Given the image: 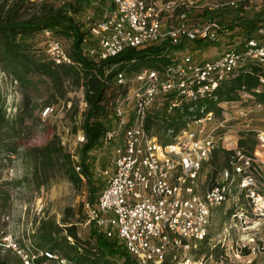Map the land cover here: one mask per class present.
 Wrapping results in <instances>:
<instances>
[{
    "label": "built area",
    "instance_id": "2783aa9c",
    "mask_svg": "<svg viewBox=\"0 0 264 264\" xmlns=\"http://www.w3.org/2000/svg\"><path fill=\"white\" fill-rule=\"evenodd\" d=\"M104 1L108 4L103 17L91 24L96 45L86 50L90 57L100 61L127 48L159 46L172 60L160 68L118 74V84L125 91L114 100V122L103 140L104 149L113 143L112 158L107 167H97L106 181L96 200L84 204L85 224L95 225L109 237L117 234L139 264H162L169 258L178 260L179 249H190L204 240L213 210L224 203L238 207L243 196L253 214L264 218V193L258 178L264 160L259 149L248 154L236 146L230 165L220 171L219 178L213 177L212 156L218 147L215 130L191 127L211 120L213 111L188 121L167 143L147 127L152 110L163 105L166 96L171 112L184 103L212 98L222 82L248 63L264 66V23L257 30L258 37L244 41L241 50L228 49L208 60L191 52V42H219L224 30L212 18L190 22L195 10L237 8L241 2L247 8L252 0ZM48 52L57 64L72 63L59 40L50 44ZM222 103L228 101L218 104L223 108ZM54 112V106L47 105L41 117ZM257 137L264 147V131H258ZM76 140L77 145L87 141L83 131L77 132ZM72 153L76 171L85 181L79 156ZM44 209L39 198L35 210L40 214ZM2 247L14 252L22 264H67L57 253L36 251L31 240L22 244L12 234L3 238ZM175 264H205V259L185 255Z\"/></svg>",
    "mask_w": 264,
    "mask_h": 264
},
{
    "label": "trees",
    "instance_id": "16d2710c",
    "mask_svg": "<svg viewBox=\"0 0 264 264\" xmlns=\"http://www.w3.org/2000/svg\"><path fill=\"white\" fill-rule=\"evenodd\" d=\"M247 3L249 6V2ZM107 4L108 1L104 0H66L60 5L46 0H0V64L7 74L18 82L24 96L22 104L26 108L37 107V100L43 93L42 87L47 84L53 89V96L64 95L67 81L84 88L88 107L83 112L77 132L83 131L87 141L79 144L75 152L79 156L85 181L89 185L90 201L96 200L105 185L97 178L96 172L97 167L104 168L107 164L96 153L102 155L113 146L112 143L104 149L103 140L106 131L114 122V100L125 91L124 85L118 84V74L122 71L136 72L145 67L160 68L172 60V56L161 53L162 48L159 46L127 48L117 56L100 61L90 57L86 50L96 45V39L91 33V24L103 17ZM244 9L245 2H241L237 8L195 10L190 22L208 18L217 20L223 26L222 33L229 36L226 41L227 50H240L244 41L258 37L257 30L264 23V7L252 8L249 12L243 11ZM46 31L57 36V40L61 42L62 38L70 41L67 51L72 63L57 64L31 41L34 36ZM203 42L213 41L196 40L191 44L203 45ZM215 45L218 46V43ZM193 47L192 45L191 51ZM262 75L264 66L248 63L243 71L222 82L212 98L184 103L182 108H174L171 112L168 111L170 98L166 96L164 104L152 110L147 127L153 130L162 142L167 143L188 121L201 118L210 111L221 113L222 107L218 104L236 100L242 92L253 95L260 103H264ZM215 96L217 99H213ZM203 106L204 112L201 111ZM6 113L5 103L0 99V153L4 151L5 155H10L18 152L20 144L15 140L10 144L6 141L20 136L26 117L19 112L10 121ZM169 130L173 132L169 134ZM248 132L241 134L237 147L252 154L256 142L251 141L254 133ZM223 153L225 156L222 158L220 150L216 149L212 156L213 165L221 167L220 171L230 165L235 151L226 149ZM24 156L35 163V171L45 173L54 165L56 159L75 185L83 182L76 171L73 153L65 151L57 136L42 146L25 150ZM213 177L215 178L214 175ZM38 232L39 234L31 239L35 250L55 252L61 259H65L67 264H139L117 234L109 237L95 225H91L88 238L79 234L78 221L63 222L61 225L44 220ZM209 235L208 233L201 242L208 243ZM219 247L221 244L214 245L209 253H214ZM0 264L22 262L18 257L0 254ZM162 264H170V261L166 260Z\"/></svg>",
    "mask_w": 264,
    "mask_h": 264
},
{
    "label": "rangeland",
    "instance_id": "374dc122",
    "mask_svg": "<svg viewBox=\"0 0 264 264\" xmlns=\"http://www.w3.org/2000/svg\"><path fill=\"white\" fill-rule=\"evenodd\" d=\"M46 1L60 5L66 0ZM262 7L264 2L252 0L243 11L249 12L252 8ZM228 39L229 36L223 34L220 42L192 44L194 47L191 52L199 59H213L227 50ZM55 40L57 36L46 31L34 36L31 41L50 57L48 48ZM62 43L65 50H68L70 41L62 38ZM42 88L43 93L37 100V107L26 108L22 104L24 96L18 82L0 64V99L5 103L7 117L11 121L19 112L26 117L20 136L6 141L9 144L14 140L18 142V152L10 155H5L4 151L0 153V254L12 258L17 256L8 248L2 247L3 238L12 234L22 244H26L34 235L39 234L38 230L44 220L61 225L63 222L78 221L79 234L83 238H88L91 232V225L85 224L84 208V204L90 201L88 183L83 181L75 185L56 159L54 165L45 173L35 171V163L24 156L25 150L42 146L54 136L59 138L65 151L77 150L76 132L83 112L88 107L84 88L67 81L63 96H53V89L48 84ZM49 104L54 106L55 112L46 119L40 118L42 109ZM222 105L221 113L215 112L211 120L192 124L191 127L215 130L218 138L217 149L220 150L222 158L225 156L224 150L238 146L242 133L252 132L254 134L251 141L256 142L254 151L259 149L264 160V147L260 146L257 137L258 131H264V103H260L253 95L242 92L236 100ZM96 154L106 161V167L110 165L112 149L106 150L102 155ZM213 167V175L219 178L221 167ZM211 171L212 168L209 167L207 172L210 174ZM258 172L260 191L264 193V162ZM96 173L97 178L105 184V177L99 171ZM39 198L45 203V209L40 214L35 210ZM209 234L208 243L199 242L190 249L176 251L178 260L187 255L196 259L204 257L205 264H264V218L253 214L243 196L240 197L238 207L228 202L213 210ZM216 244H221V247L210 254L211 247ZM178 260L169 258L170 264H175Z\"/></svg>",
    "mask_w": 264,
    "mask_h": 264
},
{
    "label": "crops",
    "instance_id": "0c3cea01",
    "mask_svg": "<svg viewBox=\"0 0 264 264\" xmlns=\"http://www.w3.org/2000/svg\"><path fill=\"white\" fill-rule=\"evenodd\" d=\"M214 58H215V57H214ZM214 58H213V59H214Z\"/></svg>",
    "mask_w": 264,
    "mask_h": 264
}]
</instances>
